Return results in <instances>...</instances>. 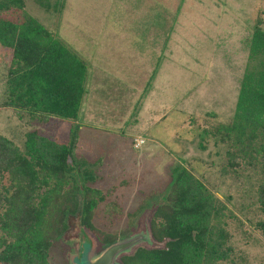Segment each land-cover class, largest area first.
<instances>
[{"label":"rangeland","instance_id":"rangeland-1","mask_svg":"<svg viewBox=\"0 0 264 264\" xmlns=\"http://www.w3.org/2000/svg\"><path fill=\"white\" fill-rule=\"evenodd\" d=\"M26 1L29 13L89 66L75 123L82 125L77 154L92 162L94 186L105 194L95 225L123 232L128 212L152 191L164 193L173 169L183 166L225 205L233 250L217 264H264V239L254 228L264 217L256 195L259 175L252 169L224 174L225 146L203 134L234 112L257 17L264 28V0H46V6ZM10 55L0 44V104ZM71 124L54 116L27 124L14 108L0 105V134L21 147L24 132L33 128L66 142ZM151 208L125 237L148 233ZM100 251L96 237L74 219L52 246L49 261L80 264Z\"/></svg>","mask_w":264,"mask_h":264},{"label":"trees","instance_id":"trees-1","mask_svg":"<svg viewBox=\"0 0 264 264\" xmlns=\"http://www.w3.org/2000/svg\"><path fill=\"white\" fill-rule=\"evenodd\" d=\"M33 3L47 5L46 0ZM26 5V0H0V44L11 49L6 97L0 105L14 108L27 124H44L53 116L72 124L66 142L42 135L37 128L24 132L22 147L0 134V264H50L52 246L74 219L96 237L102 250L127 236L148 207H152L147 228L153 245L136 246L119 255L117 264H217L230 259L225 205L183 166L173 169L164 193L152 191L128 212L123 232L95 225L105 194L94 186L97 174L92 162L77 154L80 125L75 123L87 91L89 66ZM262 23L257 17L247 39V61L231 118L203 128V134L225 146L224 174L252 169L259 175L257 203L264 214ZM254 228L264 239V217Z\"/></svg>","mask_w":264,"mask_h":264},{"label":"water","instance_id":"water-1","mask_svg":"<svg viewBox=\"0 0 264 264\" xmlns=\"http://www.w3.org/2000/svg\"><path fill=\"white\" fill-rule=\"evenodd\" d=\"M151 242L148 233H139L108 245L101 250L96 257L80 261V264H117V258L123 253L130 252L133 248L139 245L141 241Z\"/></svg>","mask_w":264,"mask_h":264},{"label":"crops","instance_id":"crops-1","mask_svg":"<svg viewBox=\"0 0 264 264\" xmlns=\"http://www.w3.org/2000/svg\"><path fill=\"white\" fill-rule=\"evenodd\" d=\"M86 95V94H85ZM85 97V96H84ZM84 100V99H83ZM83 104V103H82ZM92 108V107H91ZM93 109V108H92ZM81 111V110H80ZM81 125V124H80ZM82 126V125H81Z\"/></svg>","mask_w":264,"mask_h":264},{"label":"built area","instance_id":"built-area-1","mask_svg":"<svg viewBox=\"0 0 264 264\" xmlns=\"http://www.w3.org/2000/svg\"><path fill=\"white\" fill-rule=\"evenodd\" d=\"M143 141H140V143L139 144H141Z\"/></svg>","mask_w":264,"mask_h":264},{"label":"flooded vegetation","instance_id":"flooded-vegetation-1","mask_svg":"<svg viewBox=\"0 0 264 264\" xmlns=\"http://www.w3.org/2000/svg\"><path fill=\"white\" fill-rule=\"evenodd\" d=\"M103 250V249H102Z\"/></svg>","mask_w":264,"mask_h":264}]
</instances>
